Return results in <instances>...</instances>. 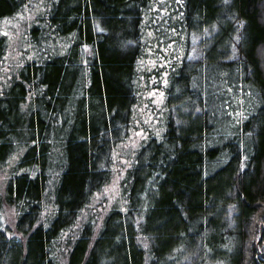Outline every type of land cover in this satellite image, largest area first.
<instances>
[{"label":"trees","instance_id":"obj_1","mask_svg":"<svg viewBox=\"0 0 264 264\" xmlns=\"http://www.w3.org/2000/svg\"><path fill=\"white\" fill-rule=\"evenodd\" d=\"M21 13L0 90L19 237L0 219V264H264V0H0V23ZM141 74L165 77L161 115L97 224Z\"/></svg>","mask_w":264,"mask_h":264},{"label":"rangeland","instance_id":"obj_2","mask_svg":"<svg viewBox=\"0 0 264 264\" xmlns=\"http://www.w3.org/2000/svg\"><path fill=\"white\" fill-rule=\"evenodd\" d=\"M226 1V0H225ZM31 15V14H29ZM26 16L19 14L13 18L5 19L0 23V30L6 33L8 37V52L5 55L0 67V90L13 71L16 64L18 65L20 58L19 43L26 33L22 24ZM216 29L213 27L212 31ZM207 37L209 32H205ZM239 38L238 30L235 31L234 39ZM202 36L198 32L192 31L189 37V46L187 50L188 59L196 60L203 54L204 48L201 45ZM147 67L155 65L153 60H145ZM148 67V69H150ZM146 76L141 74V86L139 92V100L135 106V116L132 129L126 140L119 143L114 150L112 157L111 178L108 183L93 197L94 210L97 213V224L100 223L102 215L107 211L111 202L119 195V181L124 171L130 166L133 151L139 146L141 140L147 136V130L143 129L145 125L155 129V124L161 115L162 103L164 99L163 89L165 85V77H157L153 74L148 76L149 83L144 82ZM15 157L9 159L5 164L0 165V192L3 194L6 179L10 174V168L14 164ZM46 213V212H44ZM1 222L3 226L9 227V231L13 232L15 225L14 210L4 205L1 211ZM10 235V234H9ZM15 237H19L15 231ZM64 262V255H61ZM189 259L178 262L177 264H189ZM61 262V263H63ZM215 264V263H208Z\"/></svg>","mask_w":264,"mask_h":264}]
</instances>
